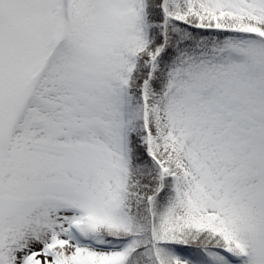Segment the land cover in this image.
I'll list each match as a JSON object with an SVG mask.
<instances>
[{
    "label": "snow or ice",
    "instance_id": "obj_1",
    "mask_svg": "<svg viewBox=\"0 0 264 264\" xmlns=\"http://www.w3.org/2000/svg\"><path fill=\"white\" fill-rule=\"evenodd\" d=\"M0 264H264V0H0Z\"/></svg>",
    "mask_w": 264,
    "mask_h": 264
}]
</instances>
